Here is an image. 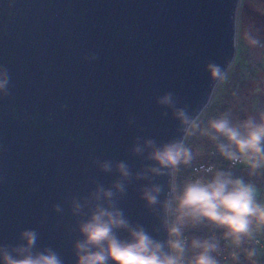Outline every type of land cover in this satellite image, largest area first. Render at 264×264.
<instances>
[{"label": "water", "instance_id": "1", "mask_svg": "<svg viewBox=\"0 0 264 264\" xmlns=\"http://www.w3.org/2000/svg\"><path fill=\"white\" fill-rule=\"evenodd\" d=\"M238 2L0 0V66L10 76V95L0 96V244L20 243L19 232L32 228L38 247L75 264L69 198L116 176L93 159L136 171L145 161L130 152L135 137L184 135L156 97L171 91L200 114L217 83L205 63L225 71L233 60ZM92 52L98 58L86 60ZM156 182L167 191V177ZM144 183L129 184L119 206L152 232L159 220L140 199Z\"/></svg>", "mask_w": 264, "mask_h": 264}, {"label": "clouds", "instance_id": "2", "mask_svg": "<svg viewBox=\"0 0 264 264\" xmlns=\"http://www.w3.org/2000/svg\"><path fill=\"white\" fill-rule=\"evenodd\" d=\"M246 39L251 48L260 45L250 32ZM97 58L95 52L85 57L89 61ZM204 69L213 80L225 76L222 66L214 61H207ZM9 84L8 69L0 66V96L10 95ZM156 103L171 112L184 135L165 141L135 137L130 152L145 161L136 171L124 160L93 159L100 171L115 172L116 176L107 187L93 179L94 187L86 195L69 198L76 218L74 231L79 234L72 241L75 264H221L220 237L189 235V228L212 226L240 248L254 235L257 222L264 223V202L257 198L255 185L231 169L201 166L197 175L182 185L177 183L181 166H191L195 158L185 143L194 129L215 141L219 154L233 165L246 162L249 175L264 171V112L259 119L250 115L239 123L223 113L210 118L201 129L199 117L179 106L173 92L157 96ZM168 111L162 115L167 116ZM129 123H134V118ZM157 177H167V191L164 184L156 182ZM134 180L147 181L139 186V194L159 220V228L152 232L131 221L119 206ZM53 208L63 211L59 204ZM161 230L165 238L153 235ZM121 232L126 235L121 236ZM38 238L35 229L25 228L19 232L20 243L0 244V264H63L54 248L38 247ZM233 258L239 259L236 252Z\"/></svg>", "mask_w": 264, "mask_h": 264}, {"label": "rangeland", "instance_id": "3", "mask_svg": "<svg viewBox=\"0 0 264 264\" xmlns=\"http://www.w3.org/2000/svg\"><path fill=\"white\" fill-rule=\"evenodd\" d=\"M259 1L239 0L238 2L234 57L225 70L224 78L217 81L208 103L197 116L201 129L207 126V121L210 118L223 113H229L233 123H239L250 115L259 119L260 113L264 112V94L250 97L245 88L246 81L259 74L257 71L259 66L260 70L264 72V44L261 45L264 40V3L261 4ZM248 32L259 39L258 47H249L246 39ZM251 86L253 85L251 84ZM212 142L214 141L195 129L192 134L185 137V143L192 149L195 157L192 164L207 157V152L213 147ZM221 166L222 162L217 165V168H221ZM190 167L183 166L185 174L188 173ZM238 167L235 175L251 181L255 185L257 198L264 202V171L256 176H251L246 162H241ZM196 229L203 232L213 228L212 226H200ZM256 239L260 240V243L254 246L261 261L264 260V223L259 221L254 235L249 240ZM230 264H238V260L235 259Z\"/></svg>", "mask_w": 264, "mask_h": 264}, {"label": "built area", "instance_id": "4", "mask_svg": "<svg viewBox=\"0 0 264 264\" xmlns=\"http://www.w3.org/2000/svg\"><path fill=\"white\" fill-rule=\"evenodd\" d=\"M212 148L211 150H209L207 152V157H205L204 159H202L199 162H196L194 164L191 165L188 173L185 175V177L182 179V183L188 179L189 177H193L195 175H197L196 170L201 168V166H208V165H214L217 167V165L219 163L222 162V166L221 168L223 169H231L233 171L234 174H236L237 170H238V166L240 165V163L233 165L232 162L226 160L225 158H223L219 152L216 149V142H212ZM197 231V232H201L199 230H197L196 228H189L188 231ZM187 231V232H188ZM217 235L220 237V243H221V253L219 254V259L221 264H230L232 263L235 259L233 258V253L236 252L238 254V256H240L241 254L245 253V249L244 247L248 246L250 243L254 246V245H258L260 243L259 239H256L254 241L251 240H246L244 245L240 248H235L233 246V243L231 240H226L223 236V232H220L217 229H210L208 231V236L211 235ZM255 247V246H254Z\"/></svg>", "mask_w": 264, "mask_h": 264}, {"label": "trees", "instance_id": "5", "mask_svg": "<svg viewBox=\"0 0 264 264\" xmlns=\"http://www.w3.org/2000/svg\"><path fill=\"white\" fill-rule=\"evenodd\" d=\"M185 172L183 166H181L180 171L177 176V183L181 184L182 179L185 177ZM182 185V184H181ZM189 235H197V236H208V231L197 232L194 230L188 231ZM245 253L241 254L238 259V264H264V260H259L257 255L256 248L250 243L248 246L244 247Z\"/></svg>", "mask_w": 264, "mask_h": 264}, {"label": "flooded vegetation", "instance_id": "6", "mask_svg": "<svg viewBox=\"0 0 264 264\" xmlns=\"http://www.w3.org/2000/svg\"><path fill=\"white\" fill-rule=\"evenodd\" d=\"M259 3H264V0H260ZM264 44V40L261 43V45ZM259 74H257L256 77H254L251 80L246 81V93L249 94L250 97H255L259 94H264V72H262L260 69V66L257 68ZM242 84V83H241ZM251 84L253 86H251Z\"/></svg>", "mask_w": 264, "mask_h": 264}, {"label": "crops", "instance_id": "7", "mask_svg": "<svg viewBox=\"0 0 264 264\" xmlns=\"http://www.w3.org/2000/svg\"><path fill=\"white\" fill-rule=\"evenodd\" d=\"M257 255H258V253H257ZM259 259V258H258Z\"/></svg>", "mask_w": 264, "mask_h": 264}]
</instances>
